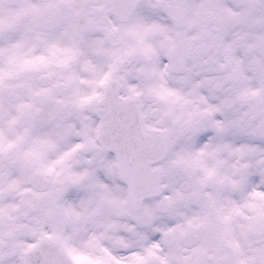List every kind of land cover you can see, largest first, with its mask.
Wrapping results in <instances>:
<instances>
[{
	"label": "snow or ice",
	"instance_id": "snow-or-ice-1",
	"mask_svg": "<svg viewBox=\"0 0 264 264\" xmlns=\"http://www.w3.org/2000/svg\"><path fill=\"white\" fill-rule=\"evenodd\" d=\"M0 264H264V0H0Z\"/></svg>",
	"mask_w": 264,
	"mask_h": 264
}]
</instances>
